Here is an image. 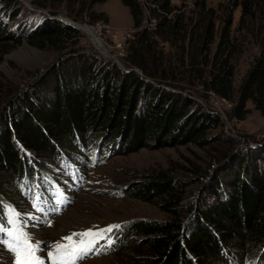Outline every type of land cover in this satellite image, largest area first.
I'll use <instances>...</instances> for the list:
<instances>
[{"label":"trees","instance_id":"trees-1","mask_svg":"<svg viewBox=\"0 0 264 264\" xmlns=\"http://www.w3.org/2000/svg\"><path fill=\"white\" fill-rule=\"evenodd\" d=\"M107 1L44 0L32 3L38 10H48L49 19L35 24L26 34L30 44L45 49L77 33L73 27L56 19L61 9L76 21L85 14L101 20L106 15L97 16L92 10L95 5ZM121 1L130 9L133 28L139 30L143 25V12L138 0ZM147 1L156 6L152 10L154 14L159 11L156 14L158 23L153 32H136L131 49L134 50L135 45L145 46L154 35L176 33L177 37L180 35L179 40L189 42L192 50L193 47L198 50L201 43L203 51L210 53V47L216 45L214 57L216 61L220 59L221 71L214 72L213 78L204 84L231 103L235 102L233 61L243 52L238 39L242 35L245 42L248 38L256 39L259 55L240 89L236 118H245L248 102L264 116V0L222 3L219 6L221 22L205 0H198V20L190 29L182 26L180 16H172L175 9L171 0ZM0 8L9 21L18 19L24 10L19 0H0ZM238 9H241V17L236 32L240 36L235 37L233 15ZM19 29L17 33L11 32L0 19V54L6 53L8 42L21 41L20 31L25 33L27 29L21 26ZM133 53L137 55V49ZM156 62L153 58V63ZM81 64L70 69H56L34 91L33 100L27 95L10 108L0 122V222L9 219L4 202L13 200L20 193V181L27 190L34 180L33 175L37 174L27 157L22 156L24 152L56 154L64 151L61 144L89 133L106 134L114 137L113 140L123 138L130 153L146 148L149 145L145 141L150 140H155L161 148L189 143L204 147L208 144L207 133L220 125L213 115L203 113L200 116L192 110L194 103L188 98L185 102L183 96L152 85L147 78L133 71L124 73L116 67L112 72L103 69V76L98 78L93 59L85 58ZM132 65L141 69L146 77L158 78V71H151L143 59L132 61ZM141 99H144L143 104ZM55 146H59L58 149ZM259 152L264 155V146ZM249 153V156L239 155L235 164L226 163L225 176L218 177L211 186L213 200H203L196 206L186 200L189 184L182 179L170 178L166 172H156L136 184L127 195L145 202L158 201L169 219L134 222L130 231L135 237L128 240H123L122 235L117 238L112 232L115 244L109 252H118L116 245L121 244L123 248L137 247L144 251L143 264H207L217 260L220 264H231L225 255L233 250V242L240 237L246 238L253 251L261 250L264 247V157L252 156V150ZM68 162L71 164L69 159ZM190 207L193 209L187 219L183 210ZM136 259L133 253L128 261ZM260 259L264 260L263 254Z\"/></svg>","mask_w":264,"mask_h":264},{"label":"rangeland","instance_id":"rangeland-1","mask_svg":"<svg viewBox=\"0 0 264 264\" xmlns=\"http://www.w3.org/2000/svg\"><path fill=\"white\" fill-rule=\"evenodd\" d=\"M19 1L24 10L14 21L4 18L0 8V19L5 22L8 30L17 33L20 26L27 29L25 33L20 31V42H8L6 53L0 54V122L4 120L10 108L20 103L21 99L30 96L33 100L34 91L48 76L54 74L56 69L63 67L70 69L77 64L82 66L85 58L93 59L98 78L103 76V69L112 72L116 67L124 73H127L125 69L132 70L144 76V79L147 78L150 84L183 96L185 102L188 98L194 103L192 110H196L200 116L203 113L213 115L220 122L219 126L213 127L207 133L208 144L204 147L189 143L161 148L155 140H150L145 141L149 145L146 148L130 153L131 149L123 138L113 140L114 137L106 134L89 133L61 144L60 147L64 151H58L56 154L24 152L22 156L27 157L30 165L36 168L34 173L40 174L33 175V178L49 176L55 179L68 198L67 206L58 214L50 216L39 214L32 209V200L27 198L21 180L20 193L13 200L4 202L7 211L14 208L21 214L20 219L26 222V231L31 241L41 242L40 246L44 251L39 252L37 256L43 259L45 264H50L47 251L57 242L66 243L63 238L73 233L120 225L121 227L114 229L113 233L117 238L122 235L123 240H128L135 237L130 231V225L134 222L168 220L169 216L160 209L158 201L145 202L127 195L136 184L147 180L148 176L156 172H166L170 178L185 180L189 184L186 200L196 206L200 202L202 204L203 200H213L211 186L218 177L225 176L226 163L235 164L239 155L249 156L250 150L252 156L264 157L263 153L259 152L264 146V116L261 111L256 109L252 102H248L245 118L243 120L236 118L240 89L255 58L259 55L260 49L256 39L248 38L245 42L244 35L238 39L243 52L233 61L235 102L231 103L208 90L204 84L213 78L214 72L221 71L220 59L216 61L214 57L216 45L210 47V53L203 51L204 45L201 43L198 50L196 47L192 50L188 41L178 39L180 35L177 37V33L161 34L152 36V40L145 43V46L135 45L134 50L137 49L138 54L133 53L131 47L136 38L135 33L144 30L153 32L158 23L156 14L159 11L154 14L152 10L156 9V6L147 0H138L143 12V25L139 30L133 28L130 9L121 0H108L105 4L95 5L92 11L97 16L106 15L107 19L101 20L85 14L76 21L67 15L68 12L61 9L56 19L63 24L65 23L61 20H68L77 27L90 29L101 41L106 54L94 45L89 35L74 27L77 33L61 43L57 42L56 46L42 49L31 45L26 34L31 32L35 24L48 20L49 11L38 10L32 4L44 0ZM197 1L171 0V5L175 9L172 16H180L182 26H189L190 29L198 20ZM205 1L208 8L215 10L221 22L219 6L229 0ZM240 17L241 9H238L233 15L232 33L235 37L240 36L236 32ZM105 26L111 32L104 29ZM219 27L221 28L222 24ZM123 34H130L131 37L125 40ZM192 57L195 59L193 63ZM153 58L157 59L156 64L153 63ZM141 59L151 71H158V78L152 80L146 77L141 69L132 65V61ZM143 94L141 95L144 96ZM143 101L144 99L141 101L142 104ZM55 147L58 149L59 146ZM68 159L83 176L80 184L75 183L78 172ZM192 209L185 208L184 217L190 218ZM116 246L119 248L118 252H107L82 260L78 264H143L144 251L138 250L137 247L123 248L121 244ZM252 248L246 238L240 237L237 242H233V250L226 254L225 258L231 264H261L264 261L260 259L262 254L264 255V247L257 252ZM133 253L138 259L130 262L128 260ZM0 264H12L11 256L1 245ZM207 264L220 262L210 261Z\"/></svg>","mask_w":264,"mask_h":264},{"label":"snow or ice","instance_id":"snow-or-ice-1","mask_svg":"<svg viewBox=\"0 0 264 264\" xmlns=\"http://www.w3.org/2000/svg\"><path fill=\"white\" fill-rule=\"evenodd\" d=\"M35 206V205H34ZM8 222L0 224V244H3L15 256V264H45V261L36 255L43 252L39 241L33 243L26 231V222L20 219L21 214L14 208L8 209ZM120 225H109L106 228L87 229L82 233H73L63 238L66 243L57 242L48 250L46 255L50 264H77L93 251L95 245L105 239L106 233L119 229ZM79 237V240L76 239ZM113 241L107 240L111 245Z\"/></svg>","mask_w":264,"mask_h":264},{"label":"bare ground","instance_id":"bare-ground-1","mask_svg":"<svg viewBox=\"0 0 264 264\" xmlns=\"http://www.w3.org/2000/svg\"><path fill=\"white\" fill-rule=\"evenodd\" d=\"M78 28H80L84 33H86L87 35H89L93 42H94V45L103 53H105V51L103 50L102 48V44H101V41L97 38L96 34L94 32H92L90 29H87V28H84V27H81V26H78ZM106 54V53H105Z\"/></svg>","mask_w":264,"mask_h":264},{"label":"water","instance_id":"water-1","mask_svg":"<svg viewBox=\"0 0 264 264\" xmlns=\"http://www.w3.org/2000/svg\"><path fill=\"white\" fill-rule=\"evenodd\" d=\"M61 21H63L65 24H67L69 26H72V27H74L76 29H79L76 24H74V23H72V22H70L68 20H61ZM124 71L127 72V73H130L132 70L125 69Z\"/></svg>","mask_w":264,"mask_h":264},{"label":"built area","instance_id":"built-area-1","mask_svg":"<svg viewBox=\"0 0 264 264\" xmlns=\"http://www.w3.org/2000/svg\"><path fill=\"white\" fill-rule=\"evenodd\" d=\"M106 27H107V26H105V28H104V29H106V30H107V28H106ZM108 29H109V28H108ZM101 30H103V29H101ZM107 31H108V32H111L110 30H107ZM127 37H131V36H130V34H126V35H124V34H123V38H124L125 40H126V38H127Z\"/></svg>","mask_w":264,"mask_h":264}]
</instances>
